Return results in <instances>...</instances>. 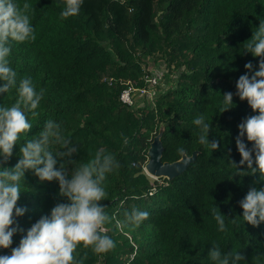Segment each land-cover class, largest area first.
<instances>
[{
	"label": "trees",
	"instance_id": "obj_1",
	"mask_svg": "<svg viewBox=\"0 0 264 264\" xmlns=\"http://www.w3.org/2000/svg\"><path fill=\"white\" fill-rule=\"evenodd\" d=\"M28 2L34 5L31 23L37 38L10 42L8 59L18 81L32 78L44 96L38 114H27L32 129L21 134L0 168L14 167L19 147L49 119L61 123L77 147L73 158L78 162L100 149L115 155L120 167L108 176V195L100 203L113 217L105 227L116 247L101 255L89 251L82 264H213L208 257L213 243L223 251L240 249L245 259L237 264H255L254 256H264V222L240 229L231 222L242 216L239 201L248 190L264 188L258 172L251 174L245 164L239 169L244 173H238L231 164L241 159L235 146L238 125L258 114L235 95V85L247 72L246 63L251 62L252 72L258 70L260 58L245 53L243 43L264 20V0H83L79 14L65 20L59 17L61 0ZM148 62L178 72L176 83L164 91L161 77L155 85L147 83L155 74L147 71ZM125 90L136 95L132 105L120 99ZM134 90L151 91L154 98L144 99ZM228 92L233 93L232 108L219 113ZM15 98V89L0 93V106H11ZM201 114L210 123L209 142H220L214 151L199 144L193 120ZM160 124L162 162L180 159L178 147L188 156L197 153L171 181L143 172ZM49 150L55 153L58 145ZM21 188L17 206L27 211L16 223L24 231L14 234L9 253L32 224L66 202L56 180L40 181L31 172ZM214 206L226 217L225 232L217 230L210 212ZM133 207L147 211L148 219L121 231L116 222ZM82 255L78 249L77 259Z\"/></svg>",
	"mask_w": 264,
	"mask_h": 264
},
{
	"label": "clouds",
	"instance_id": "obj_2",
	"mask_svg": "<svg viewBox=\"0 0 264 264\" xmlns=\"http://www.w3.org/2000/svg\"><path fill=\"white\" fill-rule=\"evenodd\" d=\"M63 8L59 13L61 20L79 14L83 0H61ZM34 5L24 0H0V93H8L15 89L16 98L11 106H0V163L7 162L13 155L14 146L21 134L28 133L33 125L28 113L35 117V111L44 96V90L36 88L32 78L17 79V71L9 64L11 44L31 43L37 38L31 23ZM244 52L259 57L258 70L252 72L251 62L244 65L247 72L236 81V93L241 101H247L256 115L245 118L238 125L235 146L241 157L239 163L231 162L238 173L240 166L247 165L251 174L259 173L264 181V20L252 31L251 38L244 43ZM251 72V76L248 75ZM219 113L229 110L233 105V93L223 96ZM199 127V144L212 151L219 147V141L209 142L210 123L201 114L193 120ZM251 143L248 148L244 139ZM58 145L53 153L50 145ZM77 147L70 138L63 134L61 123L49 119L33 139H27L19 147L20 159L12 168H0V249H8L13 243L15 233L23 232L16 218L27 211L26 207L17 206L25 181V173H33L40 181L56 180L59 185V196L65 203L55 205L48 216H41L26 231L18 246L12 248L9 255H0V264H82L89 251L94 255L106 254L116 247V242L107 234L106 224L113 217L105 212L100 202L107 197L106 181L120 164L112 153L100 149L86 162L77 161L73 157ZM185 162L188 156L184 147H178ZM59 164V167L56 165ZM255 164V167H253ZM144 174L145 171L143 170ZM242 216L231 220L235 228H243L247 223L253 227L264 222V188L252 187L245 197L239 201ZM216 221L217 230L225 232L226 217L216 206L211 210ZM149 213L133 207L124 213V220L117 221L121 231L129 225L139 226L148 219ZM208 257L213 264H237L245 258L240 249L233 247L223 251L213 243ZM83 255L78 260L77 250ZM255 264H264V256L256 255L252 259Z\"/></svg>",
	"mask_w": 264,
	"mask_h": 264
},
{
	"label": "water",
	"instance_id": "obj_3",
	"mask_svg": "<svg viewBox=\"0 0 264 264\" xmlns=\"http://www.w3.org/2000/svg\"><path fill=\"white\" fill-rule=\"evenodd\" d=\"M164 124L159 125L158 133L153 137L150 142V145L147 150V162L143 168L145 175L153 180H167L171 181L174 178L178 177L190 163L194 162L197 153L193 152L191 154V159L188 162L184 161V158L181 156L175 162L167 163L161 161L162 155V144L161 136L163 133Z\"/></svg>",
	"mask_w": 264,
	"mask_h": 264
},
{
	"label": "rangeland",
	"instance_id": "obj_4",
	"mask_svg": "<svg viewBox=\"0 0 264 264\" xmlns=\"http://www.w3.org/2000/svg\"><path fill=\"white\" fill-rule=\"evenodd\" d=\"M147 71L150 73L155 72L159 77H161V81L159 79L160 83V91L167 90L171 86H173L176 83V80L178 78V72L172 71V72H167L166 68H163L162 65H153L151 62H148V67ZM160 74V75H159ZM135 98V102H137ZM141 106V105H140ZM142 107V106H141Z\"/></svg>",
	"mask_w": 264,
	"mask_h": 264
},
{
	"label": "built area",
	"instance_id": "obj_5",
	"mask_svg": "<svg viewBox=\"0 0 264 264\" xmlns=\"http://www.w3.org/2000/svg\"><path fill=\"white\" fill-rule=\"evenodd\" d=\"M159 81V76L154 74L151 77H147L146 82L150 83L151 85H155L156 83H158ZM131 91L130 90H125L122 92V94L120 95V99L123 103L127 104V105H132V97L136 96V95H131ZM134 94H137L138 96L143 95L144 99L147 100H151L154 98L153 92H148L145 90H134L133 91ZM139 93V94H138ZM9 248L8 249H0V255H9Z\"/></svg>",
	"mask_w": 264,
	"mask_h": 264
}]
</instances>
